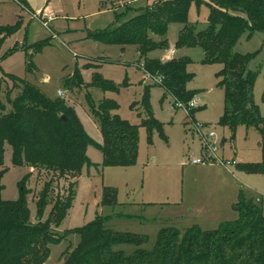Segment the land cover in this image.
<instances>
[{"label": "rangeland", "instance_id": "374dc122", "mask_svg": "<svg viewBox=\"0 0 264 264\" xmlns=\"http://www.w3.org/2000/svg\"><path fill=\"white\" fill-rule=\"evenodd\" d=\"M158 0H0V104L6 112L7 89L15 83L11 76L38 88L51 100L67 97L68 106L75 109L84 128L96 143L103 140L96 119L89 113L88 100L98 102L109 99L119 106L116 112L132 126H140L146 118L143 97L149 87V103L155 120L162 130L151 135L145 128L139 132V152L133 166H106L104 156L96 146L88 148L92 164L83 170L78 182L76 198L69 215L57 228L59 235L68 230L84 228L99 216L110 217L107 228L149 238L147 249L153 248L161 230H186L198 227L213 231L237 219L234 210L240 189L261 201L264 212V173H247L239 167L223 168L218 165L192 166L190 161L201 158L202 141L193 132V122L204 125L202 133L215 132L220 144L218 155L239 166L262 161L261 136L256 128L239 126L236 132L220 124L225 114V91L220 86L221 63H208L200 46L177 47L183 25L173 23L168 30L169 49L152 51L148 58L161 62L173 58H186L188 72L194 80L187 86L202 99L193 117L182 109L174 108L175 100L165 90L154 85L157 80L141 68L140 49L129 45L99 43L93 35L108 28L116 29L122 22L145 12ZM28 4L33 14L49 6L56 19L45 27L21 7ZM210 17L206 5L193 3L189 21L204 30ZM118 18L122 19L118 24ZM13 28V29H12ZM12 29L8 33L6 30ZM157 39V38H156ZM170 49L176 54L170 55ZM253 58L248 69L258 73L254 87V100L264 118V32L245 33L234 50ZM95 74L113 83L118 92L91 90ZM79 77L83 84H71ZM87 93V95H86ZM15 94V93H14ZM16 95V94H15ZM14 96V95H13ZM2 110L0 109V116ZM222 146V147H221ZM226 151V154L222 150ZM6 173L2 177L4 201L20 198V183L27 175L26 196L31 221L39 219V202L53 173L45 169L15 167L12 151L6 147ZM57 180L52 186V199L65 186ZM116 192L118 205L102 206L104 190ZM124 217H119L117 215ZM50 208L42 214L46 221ZM80 243V236L71 233L60 245L51 246L45 264H64V255L72 253ZM128 252L133 247H124Z\"/></svg>", "mask_w": 264, "mask_h": 264}, {"label": "trees", "instance_id": "16d2710c", "mask_svg": "<svg viewBox=\"0 0 264 264\" xmlns=\"http://www.w3.org/2000/svg\"><path fill=\"white\" fill-rule=\"evenodd\" d=\"M193 3L199 7L206 5L210 10L204 30L199 31L189 21ZM121 21L118 18V24ZM173 23L183 25L178 48L200 46L208 63L219 62L223 66L218 75L225 91L226 106L220 124L230 127L233 132L239 126L253 127L261 136L262 161L237 164L236 167L247 173H264V118L254 100L258 73L248 69L252 54L234 52L245 33L264 32V0H158L116 29L108 28L93 35L99 43L137 46L144 72L156 80L162 79L154 85L162 87L175 101L189 105L198 94L187 89L194 80L187 69L188 59L173 58L161 62L148 58L152 51L170 48L167 36ZM11 79L14 88L7 89L6 93L11 110L6 112L5 105L0 104V169L5 165L6 147L9 146L13 166L45 169L53 173V178L39 202V219L33 223L26 196L28 176L20 183V198L4 201L1 180L6 170L0 171V264H45L51 254L50 247L60 245L71 233L80 236V243L72 253L64 255V264H264L261 201L248 196L242 188L234 208L237 214L234 222L213 231L198 227L182 231L164 229L151 249L146 248L148 237L108 229L110 217L99 216L84 228L57 234V228L72 209L83 170L92 166L87 156L88 148L98 147L106 166L130 167L137 161L140 128H145L151 135L155 129L162 130V124L152 115L149 87L143 97L147 115L140 126H132L117 115L119 106L116 102L88 100L89 113L96 119L103 136V143L97 144L65 99L51 100L28 82L14 76ZM76 82L85 86L79 77L71 84L75 86ZM85 87L105 93L119 91L99 74H95L92 83ZM195 112L196 109L190 110V116L193 117ZM57 180H64L65 188L58 192L59 197L54 201L51 192ZM117 205L116 192L106 188L102 206ZM47 208H50V215L43 221L42 214ZM125 246L134 249L128 252Z\"/></svg>", "mask_w": 264, "mask_h": 264}, {"label": "built area", "instance_id": "2783aa9c", "mask_svg": "<svg viewBox=\"0 0 264 264\" xmlns=\"http://www.w3.org/2000/svg\"><path fill=\"white\" fill-rule=\"evenodd\" d=\"M21 7L26 10L28 13H30L34 18H37L40 20L45 27H48V24L56 19V14L53 10H50L48 8L43 9L38 14H33L27 6H24L21 4ZM171 53L174 54L175 51L171 50ZM162 82V79H157V83ZM59 96L62 99H65L67 96L63 92H59ZM200 98L197 96L194 97V99L189 103V105H185L182 102L175 101L174 108L176 109H182L187 114L188 117L190 116V110L197 109L200 106ZM193 132L197 133L202 141V156L201 158L194 159L190 161V164L194 166L199 165H218L223 168H229V167H236L237 162L232 161L228 162L225 158H222L218 155L220 150V144L219 140L217 138V135L215 132H209L207 135H204L202 133V130L204 129V125L198 124L196 122H193Z\"/></svg>", "mask_w": 264, "mask_h": 264}, {"label": "crops", "instance_id": "0c3cea01", "mask_svg": "<svg viewBox=\"0 0 264 264\" xmlns=\"http://www.w3.org/2000/svg\"><path fill=\"white\" fill-rule=\"evenodd\" d=\"M25 6H27V8L30 10V6H29L28 4H25ZM45 8H48V9L52 10L49 6H46ZM45 8H44V9H45ZM30 11H31V10H30ZM28 14H29V13H28ZM171 50H174L175 53L172 54V53H171ZM169 51H170V55H172V56L176 54V50H175V49H170ZM198 97H199V95H198ZM200 100H201V102H200V105H201V104H202V99L200 98ZM102 143H103V140H102V142L97 143V144H102ZM221 147H222V146H221ZM221 150H222V149H221ZM222 151H223V153L226 154V151H225L224 149H223ZM222 158H225V155H223ZM192 166H194V165H192ZM199 166H200V165H199ZM203 166H206V165H203ZM207 166H209V165H207ZM80 179H81V178H80ZM80 179H79V180H80ZM78 182H79V181H78Z\"/></svg>", "mask_w": 264, "mask_h": 264}]
</instances>
